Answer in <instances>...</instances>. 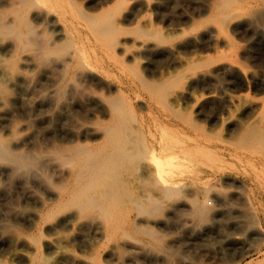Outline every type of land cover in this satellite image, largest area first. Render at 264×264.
<instances>
[{"label":"bare ground","instance_id":"bare-ground-1","mask_svg":"<svg viewBox=\"0 0 264 264\" xmlns=\"http://www.w3.org/2000/svg\"><path fill=\"white\" fill-rule=\"evenodd\" d=\"M139 3L0 0V100L8 97L17 85L26 86L29 68L42 72L40 63L54 55V78L61 90L75 95L81 94L79 88L86 87L87 99L98 97L94 102L105 114V119L97 118L94 125H84L79 133L66 135L63 142L56 144L53 152L60 167L56 170L57 178L51 177L53 172L49 174L46 164L38 167L49 176L51 188L39 200L37 219L29 222L38 230L27 239L29 249L17 252L19 263L9 264H56L41 244L47 249L60 250L61 246L50 238L42 240L45 233L83 223L89 215L97 235L110 240L134 236L162 246L150 224L158 208L180 192L185 178L199 179L204 166L220 165V152L205 128L197 127L198 136L190 137L167 121L136 119L130 99L135 89L166 106L170 97L188 93L191 79L206 78L215 71V67L206 68L208 60L202 57L177 55L172 68L140 73L138 58L130 46L135 43L133 37H140L144 50H149L170 41L172 35L152 22L143 23L136 16ZM263 17L264 0H213L209 16L218 31L223 32L259 22ZM226 51L234 54L232 49ZM109 76L118 83L113 85ZM186 82L188 87L184 90ZM234 142L253 153L249 159L253 166L264 167V118L246 123ZM37 157V153L13 147L8 136L0 132V159H8L16 169L27 171ZM198 159L205 160L204 165ZM210 189L206 186L200 196L191 198V211L200 228L212 226L217 214L203 199ZM228 224L226 227L231 226ZM19 234L14 242L26 240L22 237L25 233ZM74 240L89 243L80 233L74 235ZM88 248L92 263L101 264L99 250L92 245ZM117 249V245L113 247Z\"/></svg>","mask_w":264,"mask_h":264},{"label":"rangeland","instance_id":"rangeland-1","mask_svg":"<svg viewBox=\"0 0 264 264\" xmlns=\"http://www.w3.org/2000/svg\"><path fill=\"white\" fill-rule=\"evenodd\" d=\"M138 1L136 16L172 35L170 41L149 50H144L140 37H133L135 43L130 46L140 73L172 68L177 55L202 57L208 60L206 68L215 67V71L206 78L191 79L188 89L186 82L188 93L170 97L166 102L169 107L135 89L139 95L130 93L135 117L167 121L190 137L198 136L197 127L205 128L220 152V165L204 166L199 179L185 178L180 192L158 208L150 224L162 246L134 236L110 240L97 235L89 215L83 223L45 233L42 240L52 239L60 250L43 244L41 248L56 264H94L88 256L91 245L99 250L101 264H264V167L253 166L249 162L253 153L234 142L246 123L264 118V17L223 32L209 18L213 0ZM226 49L236 55H229L232 51ZM55 58L50 55L41 62L40 73L29 68L26 86L17 85L0 100V132L13 147L38 155L27 171L0 159V264L19 263L17 252L29 249L27 239L38 231L29 222L37 219L39 200L51 188L49 176L38 168L40 164H46L49 174L53 172L51 177L57 178L56 144L66 135L79 133L84 125H94L97 118L105 119L104 109L94 102L98 97L87 99L86 87L79 88L82 96L61 90L54 78ZM108 79L113 85L118 83L113 76ZM197 161L204 165L205 160ZM206 186L211 189L203 199L217 214L212 226L200 228L191 211V198L200 196ZM132 215L137 217L134 212ZM228 223L230 227H226ZM19 233H25L22 237L26 240L14 242ZM77 233L89 243L75 241ZM116 245L118 249L113 250Z\"/></svg>","mask_w":264,"mask_h":264}]
</instances>
